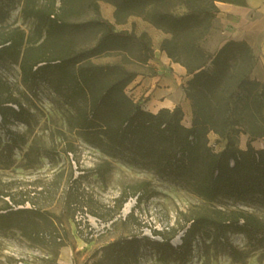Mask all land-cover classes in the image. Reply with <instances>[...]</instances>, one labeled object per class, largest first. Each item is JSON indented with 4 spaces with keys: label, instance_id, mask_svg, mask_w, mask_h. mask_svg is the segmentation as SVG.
I'll list each match as a JSON object with an SVG mask.
<instances>
[{
    "label": "trees",
    "instance_id": "trees-1",
    "mask_svg": "<svg viewBox=\"0 0 264 264\" xmlns=\"http://www.w3.org/2000/svg\"><path fill=\"white\" fill-rule=\"evenodd\" d=\"M60 1L63 10L72 0ZM217 2L244 4V0H114L118 11L139 8L148 22L169 35L160 50L186 69L189 79L183 90L190 102V126L182 124L180 106L153 113L129 97L124 89L134 75L119 65L91 63V57L117 49L128 38L102 18L69 23L54 10L25 7L24 13L37 20L45 37L21 57L16 42H1L0 61L8 58L18 64L25 85H49L66 106L69 130L107 158L179 184L206 201L227 198L264 207V149L251 146V141L264 136V78L252 75L258 56L247 41L228 40L214 52L205 48L208 37L216 31L222 33ZM89 6L98 13L95 0ZM82 29L99 32L93 46L77 50L71 41L63 40ZM33 49L36 52H31ZM27 114L16 98H8L0 102V127L25 122ZM6 131L7 141L15 140L16 134ZM210 131L226 139L221 151L208 146ZM240 133L249 137L245 149L235 146ZM109 165L105 160L97 174L102 175L106 170L101 167ZM125 200H115L117 210ZM18 205L14 202L0 210V230L16 229L31 243H44L46 234L40 221L53 225L56 215L35 205ZM231 232L242 233L256 247L264 248V222L251 213L239 212L216 219H192L178 246L163 236L162 241L147 236L122 237L102 247L100 259L93 264L136 262L145 245H150L160 260L174 258L185 263L199 235L211 238L232 259L239 260L242 254L228 242ZM54 239L62 240L59 234Z\"/></svg>",
    "mask_w": 264,
    "mask_h": 264
},
{
    "label": "rangeland",
    "instance_id": "rangeland-1",
    "mask_svg": "<svg viewBox=\"0 0 264 264\" xmlns=\"http://www.w3.org/2000/svg\"><path fill=\"white\" fill-rule=\"evenodd\" d=\"M90 1L72 0L62 10L60 0H0V43L16 42L21 57L28 48H36L43 41L44 30H40L33 16L24 13L25 7L54 10L61 20L69 23L102 18L128 38L117 49L91 57V63L116 64L134 75L125 93L139 101L145 110H153V103L141 93L138 80L157 74L153 60L169 35L148 22L139 8L118 11L114 0H95L98 5L95 13ZM98 37L97 29H82L63 40L71 41L79 50L93 46ZM222 39V33L216 31L204 46L214 52ZM252 75L264 78L258 71ZM186 82L183 81L182 87ZM12 97L28 114L25 122L14 121L0 127V210L17 202L20 204L17 208L35 205L56 217L52 218L53 225L40 221L46 234L40 245L31 243L16 229L0 230V264H93L100 259L102 247L130 235L157 241H162L163 236L178 246L186 227L199 216L216 219L247 212L264 222L263 206L227 198L206 201L179 184L107 158L69 130L66 106L53 89L44 83L25 85L18 64L7 58L0 61V102ZM9 105L15 108L12 103ZM185 115L183 111V119ZM6 128L16 134L15 140L7 141ZM248 138L240 133L235 146L245 149L242 141L246 144ZM263 138L251 141V146L264 149V144L256 145ZM207 139L214 152L225 147L226 139L212 131L207 133ZM7 144L12 148H6ZM105 160L110 165L101 167L106 171L98 175L96 170ZM119 197L126 200L117 210L115 200ZM127 204L129 208L125 209ZM57 234L61 241H55ZM227 238L242 254L239 260L232 259L211 238L199 235L185 263L174 258L160 260L159 254L145 245L138 260L129 264H264V248L256 247L242 233L231 232Z\"/></svg>",
    "mask_w": 264,
    "mask_h": 264
},
{
    "label": "crops",
    "instance_id": "crops-1",
    "mask_svg": "<svg viewBox=\"0 0 264 264\" xmlns=\"http://www.w3.org/2000/svg\"><path fill=\"white\" fill-rule=\"evenodd\" d=\"M217 7V20L222 28L221 44L228 40L247 41L258 56L254 72H261L264 77V0H244V4L218 2ZM153 61L157 74L140 77L138 87L141 93L149 98V103H153V109L172 110L180 106L184 111L190 106L182 87L183 81L189 79L186 69L161 51Z\"/></svg>",
    "mask_w": 264,
    "mask_h": 264
},
{
    "label": "bare ground",
    "instance_id": "bare-ground-1",
    "mask_svg": "<svg viewBox=\"0 0 264 264\" xmlns=\"http://www.w3.org/2000/svg\"><path fill=\"white\" fill-rule=\"evenodd\" d=\"M154 112H157L158 109L155 108L153 109ZM184 111L186 113V115L184 116V119L182 120V123H184L186 126H190V106L188 105L187 107L184 108ZM243 136H245L243 134ZM264 144V138L263 139H259V141L256 142L257 146H262ZM242 146L243 148H246V144L244 143V141H242ZM129 208V204L126 205L125 209Z\"/></svg>",
    "mask_w": 264,
    "mask_h": 264
},
{
    "label": "built area",
    "instance_id": "built-area-1",
    "mask_svg": "<svg viewBox=\"0 0 264 264\" xmlns=\"http://www.w3.org/2000/svg\"><path fill=\"white\" fill-rule=\"evenodd\" d=\"M130 97V96H129ZM131 98H133V96L131 97ZM134 99V98H133Z\"/></svg>",
    "mask_w": 264,
    "mask_h": 264
}]
</instances>
